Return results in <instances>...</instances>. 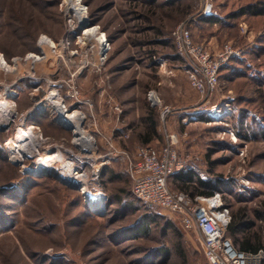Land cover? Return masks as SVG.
<instances>
[{
	"label": "rangeland",
	"instance_id": "374dc122",
	"mask_svg": "<svg viewBox=\"0 0 264 264\" xmlns=\"http://www.w3.org/2000/svg\"><path fill=\"white\" fill-rule=\"evenodd\" d=\"M250 1L210 0L204 11V0H172L173 5L161 0H0V55L15 68H0V100H8L14 111L10 124H0V264H205L200 247L174 215L131 194L123 153L136 158L145 146L150 115L156 135L149 146H161L166 132L176 134L185 167L214 183L229 222L242 211L253 225L251 233L264 238V219L257 217L264 215V97L258 86L236 78L244 69L231 63L245 57L252 64L248 55L263 41L264 17L227 18ZM72 2L84 8L85 25L71 12ZM211 18L217 22L203 20ZM181 23L194 43L213 54L227 43L242 50L220 71L217 90L208 99L191 89L185 63L175 53L170 34ZM85 27L105 36L102 57L96 39L85 38ZM41 37L56 46H40ZM29 54L42 55L33 61ZM253 62L264 67V57ZM69 87L80 104H73ZM51 92L68 112L82 114L80 128L92 138L86 151L59 122L47 100ZM151 94L160 104H151ZM165 107L171 114L161 122ZM18 127H33L36 140L20 161L10 143ZM53 152L84 173V191L75 188L80 181L65 178L58 163L35 164ZM103 168L118 180L100 175ZM173 185L171 180L169 189L179 191ZM98 193L97 210L89 199ZM150 216L158 222L146 223ZM166 222L173 227L166 229ZM145 227L148 232L141 231ZM224 237L237 248L227 232ZM175 247L183 249L184 259ZM164 248L167 257L160 255Z\"/></svg>",
	"mask_w": 264,
	"mask_h": 264
},
{
	"label": "built area",
	"instance_id": "2783aa9c",
	"mask_svg": "<svg viewBox=\"0 0 264 264\" xmlns=\"http://www.w3.org/2000/svg\"><path fill=\"white\" fill-rule=\"evenodd\" d=\"M204 1L205 11L208 6L210 7V0ZM72 13L75 17L74 12ZM241 31L245 32L244 29ZM170 38L175 53L185 63L183 72L191 89L201 99H208L215 94L220 71L229 61L242 54V50L235 49L228 43L223 45L219 53H211L203 45L193 42L190 30L184 23L178 24L172 30ZM103 46L106 50L108 46L106 40ZM105 50L100 52L98 49V56L102 57ZM36 55L41 57L42 54ZM68 92L74 101L73 104H80L77 91L69 87ZM148 98L152 105L160 104L154 95H148ZM62 107L67 111L64 105ZM170 114V109L163 108L159 114L161 122ZM180 121L181 124H186L188 119L183 118ZM177 147L178 136L166 132L163 144L158 148L140 147L136 158H130L123 153L131 194L141 202L155 205L174 215L181 228L195 236L205 264H261L264 260V249L256 253L242 252L224 237L229 223V212L221 200L220 193H214L211 197L190 198L184 193L169 189L168 185L173 176L184 172L186 168ZM113 153L120 152L114 150ZM98 170L99 167L92 173L96 174ZM73 172H75L73 179L80 181L81 191H84L82 185L85 180H81V177L85 176L84 173L78 168Z\"/></svg>",
	"mask_w": 264,
	"mask_h": 264
},
{
	"label": "trees",
	"instance_id": "16d2710c",
	"mask_svg": "<svg viewBox=\"0 0 264 264\" xmlns=\"http://www.w3.org/2000/svg\"><path fill=\"white\" fill-rule=\"evenodd\" d=\"M157 0H151L152 3H155ZM162 4L166 5H173L172 0H161ZM245 18V17H251V18H263L264 17V0H254L246 3L245 5H240L238 9H236L233 13L229 14V17L227 18ZM207 23H216L217 19L211 18V19H203ZM263 41L257 45L254 49H252L249 53V58H251V63L249 61H246L248 59H245V57L242 59V61H236L232 60V65L243 68L244 71L241 73V75H237L236 78H246L249 80V82L253 83L254 85L259 87L258 94L260 97H264V67H259L256 65L253 61L255 59H260L261 57H264V35H263ZM261 39V40H262ZM245 60V61H244ZM236 62V63H235ZM248 62V63H247ZM230 65V66H232ZM232 67H226L225 69L230 70ZM233 72V70H230ZM233 74V73H232ZM264 101V100H263ZM151 114V113H150ZM262 122L264 123V117H262ZM146 134L143 137V144H147L155 135H156V122L154 119H152V116H149V119H146ZM261 134L264 138V129L261 128ZM236 135L239 138H243L244 140L250 139L249 137L240 134L239 132H236ZM147 146V145H145ZM108 176L109 180L114 182L118 180V176L113 174L111 171H108L106 168L101 169L100 175H106ZM173 186L177 188L179 191L188 195L190 198H194L197 196L202 197H211L214 195L215 191H217L216 186L211 181H204L200 178L195 177L194 173L190 171V169L186 168L184 172L180 174H176L172 178ZM130 196V195H129ZM131 197V196H130ZM257 217L261 219H264V215L258 214ZM145 222H158V218L155 216L147 217ZM171 224L169 222H166V229H171L173 226H170ZM252 223L249 221H246L244 219V215L242 211H238L232 215V219L229 222L226 231L227 234L232 238L233 242L237 245V249L242 252H250V253H256L263 245L261 244V237L251 233L252 229ZM142 232H148V228L145 227ZM242 234V238L239 239L238 235ZM175 254L181 258L184 259V252L183 249H179L178 247H175L174 249ZM167 249L160 250V255L167 257Z\"/></svg>",
	"mask_w": 264,
	"mask_h": 264
},
{
	"label": "bare ground",
	"instance_id": "6f19581e",
	"mask_svg": "<svg viewBox=\"0 0 264 264\" xmlns=\"http://www.w3.org/2000/svg\"><path fill=\"white\" fill-rule=\"evenodd\" d=\"M71 1L73 0H67V2L69 3H71ZM74 4L75 3L69 4L71 7V10L72 12H74L75 17L78 19L79 23L83 24V22L86 21V19L84 18L85 16L84 8L79 3L75 5ZM96 30L97 28L95 27L93 28L85 27L84 36L85 38H88V37L95 38L97 41L96 43H98L99 51L103 52L105 50V47L103 46V42L105 41V36L102 34L96 37L97 35ZM39 44L40 46L45 45L51 49H53L56 46L55 43L51 39L46 38V37H41L39 40ZM27 59L37 61V60H40L41 57L39 59L38 55L29 54L27 56ZM13 61L15 62L16 60H13ZM0 68L3 69L5 72H13L15 70L14 67L8 65V63L4 60V58L1 55H0ZM13 93L14 92H11L10 94H13ZM56 98H57L56 94L54 92H51L47 100L52 105L53 109L56 111L58 118H59V122L65 128H69L72 130L73 135H74V143H76L77 146L80 145L83 148L82 151H86L92 145V138L86 135L84 131H82V129L80 128L81 122L83 120L82 114L77 111L68 112L64 110L61 102H59ZM38 109H42V108L39 106ZM13 118H14V111L11 109V106L8 100H0V124L8 125L12 122ZM32 128L33 127H29L27 130H24L21 127H18L16 131L14 132L12 140L10 141L11 148L16 149L15 156L18 157L19 161L22 158L27 157L28 154L32 151V149L36 147V143H35L36 140L34 141L35 138H34V133L32 132ZM54 163H58L59 165L58 167H61L64 170V176L66 179L69 178L70 180L72 179V181H75V179H73L75 172H73L69 163H67L66 161H63L58 156V154H56L55 152L46 154L45 156H39V158L36 159V162H35V164L39 166H44V167L51 166ZM82 177H81V180H82ZM74 184L78 185V187L81 186L77 184L76 182H74ZM99 195L100 194L98 193L95 196H93V198L89 199L92 208L97 207V210L100 209L99 204L97 203L99 201L98 200Z\"/></svg>",
	"mask_w": 264,
	"mask_h": 264
},
{
	"label": "crops",
	"instance_id": "0c3cea01",
	"mask_svg": "<svg viewBox=\"0 0 264 264\" xmlns=\"http://www.w3.org/2000/svg\"><path fill=\"white\" fill-rule=\"evenodd\" d=\"M190 104H191V100H190ZM181 120V119H180ZM160 123V125L163 127V124L161 123V122H159ZM153 141V139H151L147 144H145V145H147V146H149V144H151V142ZM161 141H162V143H161V145L163 144V141H164V139H163V136L161 135ZM144 145V144H143ZM160 146V145H159ZM158 146V147H159ZM186 169V168H185ZM188 169V168H187ZM190 237H192V239L194 240V242H196V239H195V236L192 234V233H190ZM261 244L263 245L260 249H264V238L262 237L261 238ZM259 249V250H260ZM261 264H264V260L262 261V263Z\"/></svg>",
	"mask_w": 264,
	"mask_h": 264
},
{
	"label": "water",
	"instance_id": "95a60500",
	"mask_svg": "<svg viewBox=\"0 0 264 264\" xmlns=\"http://www.w3.org/2000/svg\"><path fill=\"white\" fill-rule=\"evenodd\" d=\"M75 188H79L78 186H76Z\"/></svg>",
	"mask_w": 264,
	"mask_h": 264
}]
</instances>
